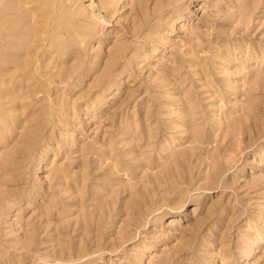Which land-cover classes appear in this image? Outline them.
Instances as JSON below:
<instances>
[{"label": "rangeland", "instance_id": "1", "mask_svg": "<svg viewBox=\"0 0 264 264\" xmlns=\"http://www.w3.org/2000/svg\"><path fill=\"white\" fill-rule=\"evenodd\" d=\"M0 264H264V0H0Z\"/></svg>", "mask_w": 264, "mask_h": 264}]
</instances>
